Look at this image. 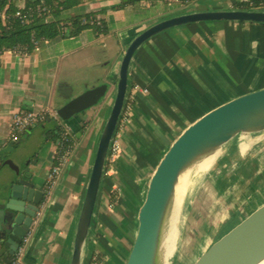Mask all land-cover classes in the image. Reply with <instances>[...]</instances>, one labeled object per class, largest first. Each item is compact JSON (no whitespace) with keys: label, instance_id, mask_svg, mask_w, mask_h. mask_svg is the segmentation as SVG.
I'll list each match as a JSON object with an SVG mask.
<instances>
[{"label":"crops","instance_id":"0c3cea01","mask_svg":"<svg viewBox=\"0 0 264 264\" xmlns=\"http://www.w3.org/2000/svg\"><path fill=\"white\" fill-rule=\"evenodd\" d=\"M254 1L84 0L47 21L97 13L105 20L108 35L95 38L84 30L72 38L41 42L31 54L0 53V181L14 174L5 164L10 161L43 190L57 152V143L46 135L49 129L44 131L48 145L42 143L33 153L21 148L26 136L12 142L17 113L50 111L55 117L58 85L73 71L78 79L90 75L93 87H107L101 101L71 121L70 127L61 123L74 147L43 201L40 220L44 219V225L39 227V222L28 236L21 264H71L96 150L116 97L120 62L132 40L149 27L179 15L240 10L234 7L237 3L251 5ZM72 10L77 13L64 15ZM131 88L137 91L130 94ZM260 89H264V23H188L163 30L145 41L130 62L127 95L132 104L125 112L127 119L119 139L121 153L115 163L108 159L105 164L82 264L100 253L105 256L102 264L112 263L104 251H96L107 232L115 239L113 260L125 264L134 238L135 213L162 154L188 125L208 111ZM100 116L101 128L94 125ZM50 118L47 122L52 129L55 121ZM106 190L109 194L104 201L102 194ZM111 196L113 200L109 201Z\"/></svg>","mask_w":264,"mask_h":264},{"label":"water","instance_id":"95a60500","mask_svg":"<svg viewBox=\"0 0 264 264\" xmlns=\"http://www.w3.org/2000/svg\"><path fill=\"white\" fill-rule=\"evenodd\" d=\"M127 2L128 0H123ZM189 1V0H180ZM254 1V0H252ZM264 23V10L200 11L161 21L136 36L122 56L116 97L102 131L82 204L71 264H82L84 245L91 229L100 184L110 148L121 120L128 94V71L136 50L155 34L183 24L206 21ZM62 78L55 95L54 111L63 124L97 104L106 86L93 87L87 79ZM56 116L49 121H56ZM37 125H34L36 127ZM70 127V126H69ZM264 128V89L238 96L208 111L188 125L162 154L152 170L142 201L135 213L136 227L125 264H200L211 247L257 222H264V178L238 188L232 175H224L190 191L169 217L162 206L166 195L184 167L198 154L245 133ZM14 174L0 181V256L7 263L24 239L39 223L43 210V190L32 177L5 161ZM40 220V221H39Z\"/></svg>","mask_w":264,"mask_h":264},{"label":"trees","instance_id":"16d2710c","mask_svg":"<svg viewBox=\"0 0 264 264\" xmlns=\"http://www.w3.org/2000/svg\"><path fill=\"white\" fill-rule=\"evenodd\" d=\"M42 1L44 3L43 5ZM83 1L84 0H27L23 8H18L14 5L13 0H0V13H6L5 21L0 18V53L11 51L20 54H31L41 42L49 41L57 37L64 39L72 38L78 36L88 28H93L97 36L108 35L109 31L105 20L101 19L97 13L73 16L65 20L47 21V18L50 16L73 9L82 4ZM234 7L240 10H260L264 7V0L254 1L251 5L244 2L237 3ZM19 9L21 15L16 16V12L19 11ZM131 104L132 99L130 98L126 103V108L121 118L120 125L122 126L127 119L125 115L127 106ZM48 118L49 113H42V119L38 125L47 122ZM120 125L117 132L121 128ZM31 130L32 128L28 129L24 136L28 135ZM46 135L53 142H61L63 152H72L74 142L69 133L64 130L61 125H55L52 129L47 130ZM66 139H68V141H66ZM43 187L44 189L47 188L46 185ZM112 200L113 196L110 197L109 201ZM3 247L4 243L0 242V251ZM104 257L103 253L93 254L88 264H102L104 262ZM14 259L15 256L9 258L11 261ZM0 264L9 263L5 262L3 257L0 256Z\"/></svg>","mask_w":264,"mask_h":264},{"label":"rangeland","instance_id":"374dc122","mask_svg":"<svg viewBox=\"0 0 264 264\" xmlns=\"http://www.w3.org/2000/svg\"><path fill=\"white\" fill-rule=\"evenodd\" d=\"M13 3L18 8H21L26 5V0H13ZM78 11H80V9ZM76 13L77 10H72L69 11L68 13H65L64 15L71 16ZM86 30L89 31L90 34L95 36V38L97 37V34L93 28H88ZM57 38H61V37H57ZM102 123H103L102 116H100L98 117V120L95 122L94 125L101 128ZM51 127H52L51 124L48 122H45L44 124L37 125L36 127H34L31 133L26 135V137L20 143L21 148H25L29 151V153H33L39 147L43 146L42 143H44V145L47 146L48 144L44 139L45 138L44 131L50 129ZM121 137H122L121 132H119L117 136L118 141L116 142L115 145L116 149L112 156L113 163L116 162V160L119 157V154L121 153L120 143H119V139ZM228 142H231V144L226 145V143ZM208 158H207L208 159L207 162L206 161L203 162L196 170L193 171L192 174L189 175V179H187V183L189 187L187 186L184 188L181 199L177 202V205L187 194H189L191 190H193V188L200 186V184L205 180L207 181L203 184L209 183L212 180L216 181L217 178H221L224 175L228 174V175H232L231 178L233 179V183L234 184L237 183V185L234 186V188H238L247 183L245 179H249L250 182L259 179L258 172H262L261 169L264 168V129H258L249 133H245L241 135V137H237L232 140L214 146L212 148V153L209 155ZM218 158L220 159L218 160ZM193 176H199L200 180L197 182L193 181L192 180ZM263 178H264V170H263L262 179ZM124 181L125 180L123 179V182ZM126 184L128 185V183H125V186ZM108 194H109L108 190H106V192L102 194L104 201L108 198ZM110 234H111L110 232L105 233L104 240L100 239L98 242L100 246L103 245L105 247H100V246L96 247V245L94 247H96L97 249L96 251H100V250L104 251L105 254H107L108 258L111 259L112 263L109 261L106 264H116V261L113 260V258L115 259L114 256H116L114 254L116 250L114 247L115 239ZM104 243H107V245L109 246H106ZM124 257H126V255Z\"/></svg>","mask_w":264,"mask_h":264},{"label":"bare ground","instance_id":"6f19581e","mask_svg":"<svg viewBox=\"0 0 264 264\" xmlns=\"http://www.w3.org/2000/svg\"><path fill=\"white\" fill-rule=\"evenodd\" d=\"M230 144L231 142L226 143V145ZM211 153L212 149L210 148L198 154L184 167L176 178L162 206V211H165L166 216L169 217L176 207L177 202L181 199L184 188L189 187L187 183L189 175L203 162H207ZM192 180L197 182L200 180V177L193 176ZM206 181H203L200 185ZM200 264H264V222H257L249 229L238 232L224 242L211 247L203 255Z\"/></svg>","mask_w":264,"mask_h":264},{"label":"built area","instance_id":"2783aa9c","mask_svg":"<svg viewBox=\"0 0 264 264\" xmlns=\"http://www.w3.org/2000/svg\"><path fill=\"white\" fill-rule=\"evenodd\" d=\"M60 1H62V0H60ZM43 4L44 3L42 1V5ZM19 15H21L20 9H19V11L16 12V16H19ZM5 17H6L5 12L0 13V18L3 21H5ZM136 91H137L136 88H133V89L131 88L130 94L135 93ZM128 95H129V93H128ZM128 95L126 98V103H127L128 97H129ZM126 103H125L124 110L126 108ZM46 112L49 113V117L54 115L50 111H41V112L36 113L34 111L24 110V111H20L19 113H17L14 117V120H13L12 133H11V137H10L11 141L14 143L19 141L24 136L25 132L28 129L33 128L34 125H38V123L42 119V113H46ZM123 113H124V111H123ZM120 122H121V120H120ZM120 122H119V125H120ZM119 125H118V127H119ZM120 126H121L120 130L118 132H116V134L113 138L112 144H111L110 154H109V162L112 161V156H113L114 151L116 149L115 145L117 142V136H118V133L121 132L122 127H123L122 125H120ZM66 141H68V139H66ZM56 145H57V152L55 154L54 164L52 165V168H51V170L48 174V177H47V181H46L47 188L43 189L44 199H46L49 196V194L51 193V190L54 188V186L58 180L59 174L61 173V171H62L63 167L65 166L68 158L70 157V153H71L69 151L63 152V146H62L61 142H58ZM27 242H28V237H26L24 239L22 245L20 246V248L18 249V251L15 255V259L13 261H11L10 264H21L20 259H21V256L24 254L25 245L27 244Z\"/></svg>","mask_w":264,"mask_h":264},{"label":"flooded vegetation","instance_id":"af4514ba","mask_svg":"<svg viewBox=\"0 0 264 264\" xmlns=\"http://www.w3.org/2000/svg\"><path fill=\"white\" fill-rule=\"evenodd\" d=\"M54 123H55V125L60 126L61 123H62V121H61V119L59 118V119H56V121H55Z\"/></svg>","mask_w":264,"mask_h":264}]
</instances>
